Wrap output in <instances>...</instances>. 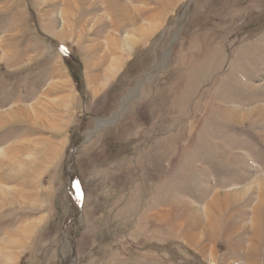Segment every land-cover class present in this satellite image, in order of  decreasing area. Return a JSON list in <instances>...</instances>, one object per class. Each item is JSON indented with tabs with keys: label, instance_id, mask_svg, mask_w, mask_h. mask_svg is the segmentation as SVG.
<instances>
[{
	"label": "rangeland",
	"instance_id": "obj_1",
	"mask_svg": "<svg viewBox=\"0 0 264 264\" xmlns=\"http://www.w3.org/2000/svg\"><path fill=\"white\" fill-rule=\"evenodd\" d=\"M25 140L1 264H264V0H0Z\"/></svg>",
	"mask_w": 264,
	"mask_h": 264
},
{
	"label": "bare ground",
	"instance_id": "obj_2",
	"mask_svg": "<svg viewBox=\"0 0 264 264\" xmlns=\"http://www.w3.org/2000/svg\"><path fill=\"white\" fill-rule=\"evenodd\" d=\"M124 10H126V12H128L129 15L132 14V10L131 7H128L126 5H124ZM133 15V14H132ZM131 15V16H132ZM154 18V17H153ZM137 24V21H136ZM40 108H42V106L40 107H36V108H31L29 110H24V112H26L24 115L28 114V116L30 118H35L36 114L39 112ZM23 109L19 108V107H15V109H13L12 113L10 114V118L11 119H15L18 118L19 116H21L20 113H22ZM27 116V115H26ZM43 121V120H42ZM43 123H46V121H43ZM29 144H32L31 147V152H34L35 147L33 145V143H31L30 141H26L23 142L22 144H19V146L13 148L12 150H8L9 152H6L5 156L3 158H0V168L4 169V168H8V167H12V165H15L16 163V158H19L18 155L19 153L23 152V150H25L24 148L28 147ZM28 145V146H27ZM30 149V148H28ZM34 149V150H33ZM28 157V156H27ZM30 157V156H29ZM18 160V159H17ZM20 161H24V159L19 158ZM1 194V192H0ZM18 195H14L13 199L16 198H24L26 195H20L19 193H17ZM25 198H29V197H25ZM23 201V200H22ZM26 228V227H25ZM25 228L20 229L19 233H23L25 231ZM4 262V259L0 258V264Z\"/></svg>",
	"mask_w": 264,
	"mask_h": 264
}]
</instances>
